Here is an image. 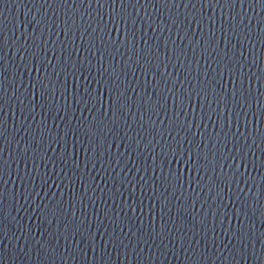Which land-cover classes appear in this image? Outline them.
I'll use <instances>...</instances> for the list:
<instances>
[{
  "label": "water",
  "instance_id": "obj_1",
  "mask_svg": "<svg viewBox=\"0 0 264 264\" xmlns=\"http://www.w3.org/2000/svg\"><path fill=\"white\" fill-rule=\"evenodd\" d=\"M0 264H264V0H0Z\"/></svg>",
  "mask_w": 264,
  "mask_h": 264
}]
</instances>
